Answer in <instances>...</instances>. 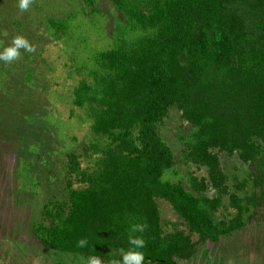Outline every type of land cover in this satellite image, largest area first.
Returning <instances> with one entry per match:
<instances>
[{
	"label": "trees",
	"instance_id": "1",
	"mask_svg": "<svg viewBox=\"0 0 264 264\" xmlns=\"http://www.w3.org/2000/svg\"><path fill=\"white\" fill-rule=\"evenodd\" d=\"M110 1L118 13L106 18L108 27L93 28L104 33V45L91 46L78 11L47 20L51 37L72 48L70 76L78 80L70 102L90 122L92 136L83 153L72 145L63 149L67 199L46 201L32 237L63 252L123 261L135 250L144 264H176L199 245L241 229L244 213L264 221V0ZM86 2L95 15L94 1ZM32 77L26 68L28 86ZM172 108L190 126L178 154L160 131ZM20 147L0 140V179L3 155ZM218 152L248 163L254 185L244 197L230 193L238 211L230 220L215 217L229 194ZM31 162L20 164L31 172ZM190 164L206 167L208 176L198 177ZM210 185L214 197L206 195ZM159 199L171 204L189 233L165 230ZM137 225L144 230L132 231ZM134 238L145 247L134 249Z\"/></svg>",
	"mask_w": 264,
	"mask_h": 264
},
{
	"label": "rangeland",
	"instance_id": "2",
	"mask_svg": "<svg viewBox=\"0 0 264 264\" xmlns=\"http://www.w3.org/2000/svg\"><path fill=\"white\" fill-rule=\"evenodd\" d=\"M93 1V7L97 9L95 15L86 0H32L27 11L19 9V0H0V52L11 46L17 36L26 38L34 48L32 53L21 49V56L10 63L0 60V80H4L3 87H0V140L21 144L16 153L2 157L0 264H88L90 256L38 245L33 240L32 229L40 221L48 199H67L63 149L72 145L73 150L83 153L92 136L90 122L83 121L82 112L70 102L71 90L78 80L70 76L72 48L63 40L51 37L47 20L78 11L84 31H90L88 41L91 46L104 45V33L94 32L93 28L103 24L108 27L110 23L106 18H112L118 10L110 0ZM26 68L32 70L30 86L24 79ZM182 113V110L172 108L160 125L163 138L176 154L182 150L181 133H188L190 127L183 120ZM74 136L78 139L77 144L70 140ZM218 154L228 176L229 194L224 196V205L215 217L217 221L230 220L238 213L230 205V193L236 192L244 197L252 193L254 185L249 164L238 154ZM22 160L32 161L31 172L26 164H20ZM86 164L84 161L83 166ZM189 169L198 177L208 176L204 166L190 164ZM19 171L23 172L26 184L30 186L23 185ZM31 173L39 181L37 189L33 186L35 178ZM240 182H246L242 189L239 188ZM206 195L214 197L217 191L210 185ZM159 205L166 231L180 229L189 233L188 225L167 200L159 199ZM249 216L244 213L247 224L241 229L222 236L219 242L199 245L193 257L177 259L176 264H262L264 221L255 222ZM192 238L194 241L199 239L196 234ZM100 259L101 264H123L121 260Z\"/></svg>",
	"mask_w": 264,
	"mask_h": 264
},
{
	"label": "clouds",
	"instance_id": "3",
	"mask_svg": "<svg viewBox=\"0 0 264 264\" xmlns=\"http://www.w3.org/2000/svg\"><path fill=\"white\" fill-rule=\"evenodd\" d=\"M32 0H19L18 7L21 11L29 10L30 4ZM21 49L28 53H32L34 51L33 46L29 43V41L23 36L15 37L11 46L4 48L2 52H0V60L10 63L21 56ZM143 225L133 226L132 231H143ZM130 243L134 246V249H142L145 247V241L141 238H134L130 240ZM79 246H85V241H79ZM145 256L143 252L131 250L123 257V264H144ZM88 264H101V259L99 257H90Z\"/></svg>",
	"mask_w": 264,
	"mask_h": 264
}]
</instances>
